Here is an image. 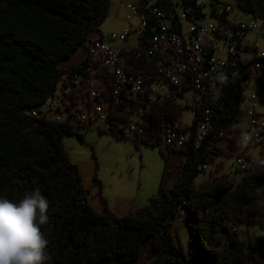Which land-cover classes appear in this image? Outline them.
I'll use <instances>...</instances> for the list:
<instances>
[{
	"label": "trees",
	"instance_id": "16d2710c",
	"mask_svg": "<svg viewBox=\"0 0 264 264\" xmlns=\"http://www.w3.org/2000/svg\"><path fill=\"white\" fill-rule=\"evenodd\" d=\"M176 1L187 11L197 0ZM111 4L112 0H0V197L18 202L37 188L46 197L49 223L42 230L49 239L50 264H134L149 238L158 257L147 264H264V138L261 159L242 174L240 183L218 175L198 187L193 184L199 165L215 164L220 155L245 153L239 152V131L232 128L241 110L238 79L227 84L221 104L215 106L224 120L216 128L225 137L212 133L190 154L163 148L160 137H128L114 124L110 127L119 138L161 147L165 156L182 151L187 157L173 190L160 188L147 205L123 216L112 212L106 200L104 211L91 205L90 189L65 147L64 137L76 126L91 125L28 113L52 96L65 73L81 66L63 64L96 38ZM237 7L264 22V0H237ZM123 55L131 71L153 68V58L138 57L136 51ZM180 114L183 106L167 100L154 105L147 116L159 122L174 121ZM180 215L187 223V246L172 236V222ZM243 225L259 226L257 236L243 239Z\"/></svg>",
	"mask_w": 264,
	"mask_h": 264
},
{
	"label": "built area",
	"instance_id": "2783aa9c",
	"mask_svg": "<svg viewBox=\"0 0 264 264\" xmlns=\"http://www.w3.org/2000/svg\"><path fill=\"white\" fill-rule=\"evenodd\" d=\"M121 1L135 20L132 28L87 42L63 64L81 66L65 73L52 96L29 110L30 115L109 128L114 124L128 137H160L163 148L190 154L212 133L225 137L216 128L224 120L215 106L221 104L232 79H238L236 95L241 104L251 90L253 105H264V62L259 60L264 58V32L257 19H238L232 5L218 0H197L187 11L176 0ZM124 51L153 58V68L129 70ZM186 98V107L195 111L192 125L184 124L183 114L159 122L147 116L154 105ZM255 107L245 112L251 129L241 139L239 152L245 153L235 156V172L240 174L254 167L255 160L246 150L260 147L264 138V116ZM202 169L209 170L208 164Z\"/></svg>",
	"mask_w": 264,
	"mask_h": 264
},
{
	"label": "rangeland",
	"instance_id": "374dc122",
	"mask_svg": "<svg viewBox=\"0 0 264 264\" xmlns=\"http://www.w3.org/2000/svg\"><path fill=\"white\" fill-rule=\"evenodd\" d=\"M234 13L240 15L239 19L245 21L252 19L236 8ZM257 23L259 29L264 32V22L257 19ZM134 24L135 20L130 18L126 3L112 0L110 14L94 37L100 35L107 37L112 31L125 32ZM261 50L264 51V41L261 42ZM254 89L260 92L258 87ZM250 95L251 90H247L246 99L241 104L239 119L232 127L239 131L240 140L246 133L251 132L249 118L245 114L255 107L250 101ZM187 98L180 100L179 104L183 106L184 124L192 125L195 111L186 107ZM255 109L264 116L262 103H258ZM100 126L104 131L100 130ZM226 142L224 140V143ZM64 144L72 161L79 167L84 186L90 189L91 205L96 210L104 211L106 200L110 210L119 216L128 214L132 208L147 205L149 199L159 193L160 188L173 190L187 158L182 151H172L165 156L159 146L136 144L132 138H119L107 125L99 123L89 128L76 126L73 134L64 137ZM260 150L259 146H255L246 151L255 161H259ZM234 161L235 156L220 155L215 164H208L209 170L204 171L203 164L199 165V172L193 181L194 186L198 187L218 175L229 177L235 184L240 183L242 174L235 172ZM171 231L178 244L188 245V228L182 215L173 220ZM258 232L259 226L243 225L239 228V233L245 240L255 238ZM157 257L158 253L153 249L152 239L149 238L143 245L140 258L134 264H147Z\"/></svg>",
	"mask_w": 264,
	"mask_h": 264
},
{
	"label": "clouds",
	"instance_id": "9594fccd",
	"mask_svg": "<svg viewBox=\"0 0 264 264\" xmlns=\"http://www.w3.org/2000/svg\"><path fill=\"white\" fill-rule=\"evenodd\" d=\"M49 202L37 188L18 202L0 197V264H50ZM50 231V229H49Z\"/></svg>",
	"mask_w": 264,
	"mask_h": 264
},
{
	"label": "crops",
	"instance_id": "0c3cea01",
	"mask_svg": "<svg viewBox=\"0 0 264 264\" xmlns=\"http://www.w3.org/2000/svg\"><path fill=\"white\" fill-rule=\"evenodd\" d=\"M218 1H221V2H224V3H227V4H230V5H232V6L234 7V9H235V8L238 9V7H237V0H234L233 2H232L231 0H218ZM234 15L236 16V18L239 19L240 15H239L238 13H234ZM74 57H75V56H73V57L71 58V60H72Z\"/></svg>",
	"mask_w": 264,
	"mask_h": 264
}]
</instances>
